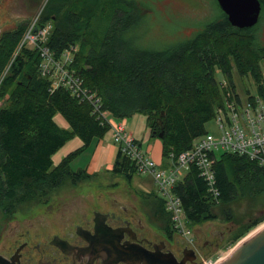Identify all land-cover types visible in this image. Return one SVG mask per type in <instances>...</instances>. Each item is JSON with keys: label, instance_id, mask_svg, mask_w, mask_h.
<instances>
[{"label": "trees", "instance_id": "obj_1", "mask_svg": "<svg viewBox=\"0 0 264 264\" xmlns=\"http://www.w3.org/2000/svg\"><path fill=\"white\" fill-rule=\"evenodd\" d=\"M101 1L48 0L39 25L53 23L48 45L57 57L66 49L79 46L74 67L85 87L101 98L104 110L118 120L136 114L147 116L155 138L164 129L161 140L165 159L171 153L186 151L208 132L206 126L214 119L222 99L215 68L229 78L235 69L240 77L251 76L264 83V45L257 34L260 22L252 28L239 29L230 24L221 10L222 16L209 23L195 39L164 52L141 51L125 42L110 40L134 21L133 12L126 14L119 7L113 11L114 21L107 39L102 43L91 40L92 21L100 10L104 12L98 7ZM260 1L262 16L264 0ZM27 28L25 21L1 33L0 77ZM41 62L37 50L24 48L0 85V98L5 99L0 108L2 223L10 221L19 206L44 200L68 180L77 184L92 179L85 171L75 172L72 162L95 140L110 134L109 125L102 124L93 115L92 105L80 103L64 88L49 92V81L40 75ZM163 112L160 124L158 119ZM57 115L66 119L69 129L58 126ZM76 137L84 145L54 165L53 156ZM110 173L132 183L138 171L120 151ZM261 174L264 170L248 158L223 154L216 166L217 186L221 192L219 204L212 201L196 169L176 186L175 192L182 199L188 221L194 225L219 218L237 222L238 233L232 238L233 243H237L264 223L263 214L244 224L236 220L233 209L240 201L239 186L245 182L252 187ZM153 195L154 192L149 196ZM157 200L172 223L165 201Z\"/></svg>", "mask_w": 264, "mask_h": 264}, {"label": "rangeland", "instance_id": "obj_2", "mask_svg": "<svg viewBox=\"0 0 264 264\" xmlns=\"http://www.w3.org/2000/svg\"><path fill=\"white\" fill-rule=\"evenodd\" d=\"M46 1L48 0H0V35L5 30L15 28L19 23L26 21L29 24L42 8L44 10L45 7L42 6ZM117 2L118 0H103L99 3L98 7L104 9V12L102 13L100 10L92 21L90 38L93 42L102 43L107 39L108 31L114 21L112 15L116 7L123 9L126 14L133 12L134 21L131 26L117 32L110 40L115 43L125 42L128 46L141 51L164 52L183 45L195 39L209 23L222 16L220 6H218L216 0H121V2ZM118 15L123 16V13L118 12ZM259 22L257 34L261 40L260 42L264 45V12ZM223 74L221 69L215 68L217 82ZM232 76V80L241 89L242 78L235 69ZM206 129L215 136L219 134L214 119L207 124ZM97 141L95 140L90 147L91 150H93ZM69 147L64 148V150H62V147L56 155L65 156V153L70 150ZM82 159L78 165L73 163L72 169L74 171L85 168L87 157ZM84 159L86 160L84 161ZM54 165H56V162ZM143 187L153 190L155 195H147L143 191ZM239 191L240 201L233 208L235 218L244 221V224H248L252 219L264 214V174L256 177L252 187L244 182L242 186H239ZM158 192V186L153 178L147 174L138 173L132 183H129L122 176L103 173L77 184L69 180L66 181L44 200H36L19 206L12 219L31 217L32 222L39 219H42L39 222L44 220L52 222L57 217L86 211L95 204V199L99 196L118 195L128 197L135 195L162 200ZM45 200L46 202H44ZM15 222L16 220H12L10 223L7 220L4 223L0 222V238L11 233L10 230ZM186 226L192 230L197 228L208 230L213 227L221 231H225L226 227L232 226L233 231L228 235L222 249L205 257L213 259L214 262H219L235 250L248 236L263 228L264 223L253 229L237 243L232 241L233 236L238 233L239 224L237 222L228 223L219 218L211 223H204L203 226H195L192 222L186 221Z\"/></svg>", "mask_w": 264, "mask_h": 264}, {"label": "flooded vegetation", "instance_id": "obj_3", "mask_svg": "<svg viewBox=\"0 0 264 264\" xmlns=\"http://www.w3.org/2000/svg\"><path fill=\"white\" fill-rule=\"evenodd\" d=\"M94 203L52 222L12 219L0 238V264H203L233 231L197 228L187 240L157 199L107 195Z\"/></svg>", "mask_w": 264, "mask_h": 264}, {"label": "built area", "instance_id": "obj_4", "mask_svg": "<svg viewBox=\"0 0 264 264\" xmlns=\"http://www.w3.org/2000/svg\"><path fill=\"white\" fill-rule=\"evenodd\" d=\"M52 30L51 22L39 26L38 17L30 23L0 78V84L24 48L37 49L42 59L40 75L49 81V92L54 93L64 88L80 103L92 105L93 115L102 124L109 125L112 138L120 151L133 161L139 173L153 178L161 198L165 200L166 209L171 214L175 231L185 239H190L191 230L186 226L182 199L175 189L192 169H196L205 181L207 191L216 204L221 201L216 166L223 154L246 157L264 170V83L246 76L242 78L240 89L235 81L223 75L217 82L222 99L214 116L219 134L215 136L208 132L197 138L186 151L171 153L166 162H156L126 132L124 123L116 121L103 109L101 98L85 87L84 80L74 67L78 48L72 46L60 57L55 55L48 45ZM1 103L3 104V100H0V105ZM203 264L217 262L207 258Z\"/></svg>", "mask_w": 264, "mask_h": 264}, {"label": "crops", "instance_id": "obj_5", "mask_svg": "<svg viewBox=\"0 0 264 264\" xmlns=\"http://www.w3.org/2000/svg\"><path fill=\"white\" fill-rule=\"evenodd\" d=\"M55 121L63 129H69V123L62 115H57ZM126 131L130 133L137 141L140 142L142 148L157 162H162L164 160L163 143L159 138L153 137L152 130L148 123V117L143 114H136L130 118L124 119ZM95 142V141H94ZM93 142V143H94ZM90 145V147L93 145ZM84 145V142L76 137L66 143L64 148L69 147V151L65 153V156L54 155L53 161L56 165L60 164L61 161L67 157L69 154L80 149ZM88 147L81 155H79L73 162L77 165L84 159L85 165L84 169L79 168L75 172L85 171L88 175L99 176L103 173H110L114 168L116 158L119 153L118 146L113 142L111 135L108 134L103 139H98L93 150ZM58 156V160L56 157ZM143 191L147 195H151L154 191L151 189H146L143 187Z\"/></svg>", "mask_w": 264, "mask_h": 264}, {"label": "water", "instance_id": "obj_6", "mask_svg": "<svg viewBox=\"0 0 264 264\" xmlns=\"http://www.w3.org/2000/svg\"><path fill=\"white\" fill-rule=\"evenodd\" d=\"M221 10L228 16L233 27L252 28L260 21L262 4L260 0H217ZM163 112L158 119L162 124ZM164 129L158 137L164 138ZM155 136V133H153ZM218 264H264V228L247 237L235 250L226 255Z\"/></svg>", "mask_w": 264, "mask_h": 264}, {"label": "bare ground", "instance_id": "obj_7", "mask_svg": "<svg viewBox=\"0 0 264 264\" xmlns=\"http://www.w3.org/2000/svg\"><path fill=\"white\" fill-rule=\"evenodd\" d=\"M56 160H58V158H57ZM263 228H264V227H263ZM263 228L257 230L256 232L252 233L251 235H254V234L258 233V232H259L260 230H262ZM251 235H250V236H251ZM248 237H249V236H248ZM243 241H244V240H243Z\"/></svg>", "mask_w": 264, "mask_h": 264}]
</instances>
